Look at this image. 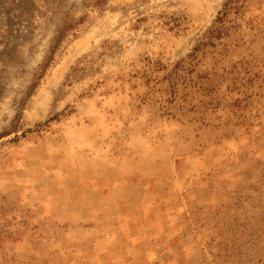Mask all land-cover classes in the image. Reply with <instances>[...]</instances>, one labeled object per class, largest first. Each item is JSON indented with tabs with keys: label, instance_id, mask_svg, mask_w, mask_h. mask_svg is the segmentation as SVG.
Listing matches in <instances>:
<instances>
[{
	"label": "rangeland",
	"instance_id": "rangeland-1",
	"mask_svg": "<svg viewBox=\"0 0 264 264\" xmlns=\"http://www.w3.org/2000/svg\"><path fill=\"white\" fill-rule=\"evenodd\" d=\"M228 1L0 0V264H264V0L191 58Z\"/></svg>",
	"mask_w": 264,
	"mask_h": 264
},
{
	"label": "trees",
	"instance_id": "trees-1",
	"mask_svg": "<svg viewBox=\"0 0 264 264\" xmlns=\"http://www.w3.org/2000/svg\"><path fill=\"white\" fill-rule=\"evenodd\" d=\"M90 2H91L90 4L93 5L91 6L93 9L102 10L104 8V4L106 0H90ZM237 3H238L237 0H229L224 5V9L222 12H220L217 18V21L214 25V27L216 26L215 29L214 30L212 29V31L209 32L210 34L206 36L204 43L198 45L194 49L193 53L191 54V58H195L197 54L199 53V51L203 49L204 47L212 46L211 41L214 39H218L220 37L219 35L223 34V29L227 24L228 17L231 15ZM63 33H64L63 30L60 31V34H59L60 36L56 38L54 42V46L52 47V52L45 59L39 71L34 76V81L31 87L32 91H34L40 85V82L47 76L48 71L50 70L52 65L55 63L56 50L58 49L57 45L60 42L61 35H63Z\"/></svg>",
	"mask_w": 264,
	"mask_h": 264
},
{
	"label": "crops",
	"instance_id": "crops-1",
	"mask_svg": "<svg viewBox=\"0 0 264 264\" xmlns=\"http://www.w3.org/2000/svg\"><path fill=\"white\" fill-rule=\"evenodd\" d=\"M79 203L83 207L81 209V211H80V212H83V214H81L82 222L80 221V223L77 225V227L85 229V227H84L85 225H89V224H92V223L94 224L95 223L94 221H92L91 216H92V209H94L96 207V204L92 203V202L84 201V199L81 200ZM96 214H98V213L96 212ZM81 224H82V226H80Z\"/></svg>",
	"mask_w": 264,
	"mask_h": 264
}]
</instances>
